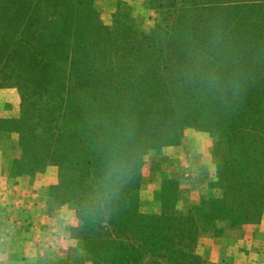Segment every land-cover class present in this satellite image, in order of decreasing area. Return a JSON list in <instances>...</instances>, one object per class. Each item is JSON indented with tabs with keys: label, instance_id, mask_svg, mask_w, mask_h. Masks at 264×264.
<instances>
[{
	"label": "trees",
	"instance_id": "trees-1",
	"mask_svg": "<svg viewBox=\"0 0 264 264\" xmlns=\"http://www.w3.org/2000/svg\"><path fill=\"white\" fill-rule=\"evenodd\" d=\"M178 3L173 23L145 34L118 11L103 25L93 0H0V88L20 96L18 117L0 119L11 173L58 168L51 196L78 205L91 264H202L200 233L264 214V0H166ZM186 128L215 139L217 195L184 215L142 212L145 155ZM178 191L163 180V210ZM104 225L123 238L100 239Z\"/></svg>",
	"mask_w": 264,
	"mask_h": 264
},
{
	"label": "rangeland",
	"instance_id": "rangeland-1",
	"mask_svg": "<svg viewBox=\"0 0 264 264\" xmlns=\"http://www.w3.org/2000/svg\"><path fill=\"white\" fill-rule=\"evenodd\" d=\"M93 1L103 25L111 26L114 22V13L118 11L129 24L145 34L151 33L157 25L173 23L175 9H185L179 3L177 7L166 4V0H161L163 6H159L160 0ZM231 12L229 11L228 17ZM19 109L18 91L15 88H0V119L18 117ZM13 139V136L0 132V183L6 182L9 186L7 189L13 192V195H9L14 201L19 200L18 193L14 190L15 184H20L21 195L23 193V200L28 201L29 207L28 217L23 224L17 223L20 211L12 212L14 235L11 242L16 249L15 255L19 254L17 246L22 239L23 229L27 227L33 229L32 238L40 240L43 244L40 246L41 254L37 250L33 254V263L73 264L77 257H81L84 264H91L90 258L87 255L85 257L87 248L79 236L81 220L77 214L78 205L76 203L60 205L55 203L51 196L52 187L60 182L58 168L47 165L34 174L13 175L11 173L15 157ZM214 146L215 139L208 133L186 128L179 145L149 151L145 155V163L141 169L140 210L144 213L184 215L191 206L217 195L210 187L216 171ZM165 178L178 181L179 199L176 208L171 211L163 210L157 200V192ZM221 225L224 227L222 236L203 232L194 245L193 252L201 258L202 264H264V214L257 223L245 224L236 229ZM1 226L3 225H0V228ZM104 227L98 230L100 239L123 238L112 227L107 225ZM37 229L40 232H37ZM36 253L40 257V262L35 260ZM17 259L11 258L12 263L20 264ZM141 264L172 263L147 255Z\"/></svg>",
	"mask_w": 264,
	"mask_h": 264
},
{
	"label": "crops",
	"instance_id": "crops-1",
	"mask_svg": "<svg viewBox=\"0 0 264 264\" xmlns=\"http://www.w3.org/2000/svg\"><path fill=\"white\" fill-rule=\"evenodd\" d=\"M6 182L0 183V264H13L11 258L17 257V261L20 264H35L33 254H35V251L37 250L38 253L41 254L40 246H43L42 243H40V240L32 238L31 232H33V229L30 230V228H25L22 231V239L20 243L18 244V255H15L16 249L14 248V245L12 244V236L14 235L13 227V220H14V214L13 211L21 213V215L17 216L19 221L17 223H22L25 220V218L28 217V201L24 202L23 200V193L21 195V185L15 184L14 190H16L17 197H19V200L14 201L13 197L9 194L13 195L12 190L7 189ZM22 198L20 199V197ZM21 207V209H19ZM10 219V220H9ZM9 221V225H8ZM22 221V222H21ZM3 222H7V224H1ZM29 222V221H28ZM37 232H40L37 229ZM25 234V235H24ZM33 235V234H32ZM39 236V235H38ZM36 247V248H35ZM43 252V251H42ZM37 254V253H36ZM36 262H40V257L37 254V259H35Z\"/></svg>",
	"mask_w": 264,
	"mask_h": 264
}]
</instances>
